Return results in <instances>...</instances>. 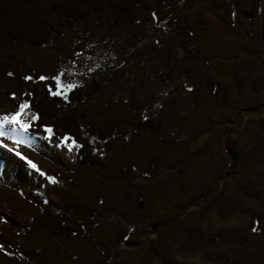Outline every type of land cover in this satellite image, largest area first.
Returning <instances> with one entry per match:
<instances>
[{
	"label": "rangeland",
	"instance_id": "rangeland-1",
	"mask_svg": "<svg viewBox=\"0 0 264 264\" xmlns=\"http://www.w3.org/2000/svg\"><path fill=\"white\" fill-rule=\"evenodd\" d=\"M165 1L138 44L95 22L44 46L0 42L61 95L98 80L82 122L116 125L106 165L46 131L0 137V264H264V0L255 18L251 0ZM184 19L200 59L180 51L179 64L170 40ZM22 103V81L0 68V117Z\"/></svg>",
	"mask_w": 264,
	"mask_h": 264
},
{
	"label": "trees",
	"instance_id": "trees-1",
	"mask_svg": "<svg viewBox=\"0 0 264 264\" xmlns=\"http://www.w3.org/2000/svg\"><path fill=\"white\" fill-rule=\"evenodd\" d=\"M156 1L165 6L163 3H166L165 0ZM258 1L251 0L250 8L245 10L247 14L250 13L251 18L258 14ZM171 2L175 4V1ZM155 4L154 0H0V42L8 40L12 43L17 41L44 46L50 44L56 35L63 34L65 28L71 24L95 22L94 24L99 27L100 24L106 23L107 27L104 25L105 27L100 29H106L108 33H114L118 37L127 35L130 40L138 41V44L155 19ZM171 36L170 50L179 64H184L185 61V58H178L180 51H185L186 56L197 57L195 62H198L200 47L197 49L198 37L192 23L186 19L175 23ZM137 44L126 47L132 50ZM159 51L156 50L157 53ZM0 60V68L4 73L22 81L25 101L31 111L38 116L37 121L29 128L31 135L44 133L45 127H50L53 130L49 137L51 142L76 144L77 156L82 163L95 165L108 163L105 159L107 153L105 145L114 137L116 125L105 123L88 127L82 122L81 117L84 116L79 114L82 104L86 103L83 99L88 93L96 90L100 84L98 80L92 79L90 82L88 80L67 95L53 94L60 93L56 83L51 79H40L37 76L35 80H29L16 54L7 52L0 56ZM215 81L211 79L209 82L214 85ZM169 82L174 84L171 79ZM137 166L138 164H135L134 168ZM243 188L246 193L252 195L249 189ZM262 202L264 203V198ZM217 206L219 209L225 207L220 204ZM59 223L62 225L61 220ZM67 227H70V232L83 235L79 233L81 227L69 225ZM191 233L193 234L189 236L190 238L195 241L201 239L196 232Z\"/></svg>",
	"mask_w": 264,
	"mask_h": 264
},
{
	"label": "snow or ice",
	"instance_id": "snow-or-ice-1",
	"mask_svg": "<svg viewBox=\"0 0 264 264\" xmlns=\"http://www.w3.org/2000/svg\"><path fill=\"white\" fill-rule=\"evenodd\" d=\"M40 79H44V77H41ZM53 94H60V93H53ZM29 107L28 103H22L19 106V110L11 115H4L0 117V137L8 136L9 139H12L16 144H19L22 142V140L16 135L18 132H24L26 133L29 128L31 127V121L24 122L20 119L22 113L25 109ZM38 119V116H33L32 121H35ZM8 125H11V127H6ZM45 131L51 136L53 130L50 127H45ZM67 140V137L65 138ZM4 147H7V145H3ZM15 154L22 159H25L26 162L32 167L36 168V165L32 163L30 160H27L26 157H23L22 154L19 151H16ZM38 170V169H37ZM51 179V178H50ZM255 230V229H254Z\"/></svg>",
	"mask_w": 264,
	"mask_h": 264
}]
</instances>
